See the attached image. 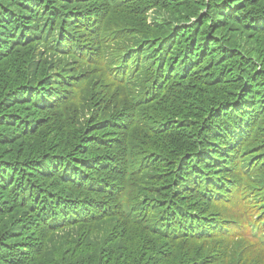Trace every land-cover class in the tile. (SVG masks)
<instances>
[{"label":"trees","instance_id":"trees-1","mask_svg":"<svg viewBox=\"0 0 264 264\" xmlns=\"http://www.w3.org/2000/svg\"><path fill=\"white\" fill-rule=\"evenodd\" d=\"M0 264H264V0H0Z\"/></svg>","mask_w":264,"mask_h":264}]
</instances>
